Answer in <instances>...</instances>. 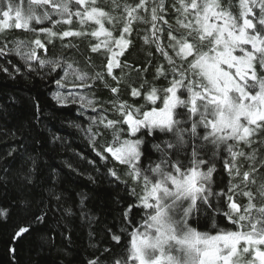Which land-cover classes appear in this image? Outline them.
<instances>
[{"label": "snow or ice", "instance_id": "obj_1", "mask_svg": "<svg viewBox=\"0 0 264 264\" xmlns=\"http://www.w3.org/2000/svg\"><path fill=\"white\" fill-rule=\"evenodd\" d=\"M61 24L68 27L56 31ZM12 27L34 38L5 42L0 57L14 52L41 79L59 75L54 82L67 91L53 99L77 105L96 155L126 169L124 179L108 169L127 197L80 264H264V0H0V31ZM133 34L147 48L144 61L126 59ZM57 39L65 53L47 58ZM70 55L83 56L85 67ZM157 57L163 62L149 80ZM98 84L112 94L106 103L93 91ZM0 120V185L21 193L17 221L0 242L15 258L16 245L41 228L42 248H56L57 235L70 241L75 213L62 205L65 194L33 192L31 129L9 127L6 105ZM218 164L226 173L219 179ZM78 195L91 240L100 221ZM10 216L0 208V217Z\"/></svg>", "mask_w": 264, "mask_h": 264}, {"label": "trees", "instance_id": "obj_2", "mask_svg": "<svg viewBox=\"0 0 264 264\" xmlns=\"http://www.w3.org/2000/svg\"><path fill=\"white\" fill-rule=\"evenodd\" d=\"M67 25H59L56 31L66 30ZM72 27H77L74 23ZM142 27L138 25V28ZM34 36L31 32L24 29H15L14 27L0 31V45L5 42L10 47H15L17 40H31ZM134 46L131 48L126 59L130 61H144L146 46L143 41L133 34ZM80 43L77 38H65L64 43ZM84 45L81 43V49ZM26 51V49H25ZM65 49L61 47L59 39L54 46H49L47 58L63 55ZM45 58L43 50L38 53ZM86 54V53H85ZM69 59L80 61L79 67L84 68V57L69 56ZM20 67V73H14L11 65L7 62ZM162 59L157 57L153 63L151 72L147 78L151 80L155 73V65L162 63ZM99 63V61H97ZM0 65L9 68V74L0 71V105H6L8 111L7 123L9 127L23 125L31 129V134L25 143L28 145L29 152L37 158V168L34 174L36 186L33 192L39 194L42 189L55 188L57 192L65 194V200L62 205L71 208L75 213L69 220L71 233L70 241L57 235L55 238L56 248H42L41 234L43 228L25 236L23 240L16 245L15 258L10 253V245L0 242V264H65L66 259L71 260L72 264H80L82 260L89 258L91 252L90 245L97 240L104 239L100 231L105 222L111 224L118 220L116 209L119 204L124 203L121 197H127L123 184H118L108 175V169L115 167L124 179L123 173L126 171L122 166L109 160L107 163L100 160L93 150V143L85 130L88 126L87 115H80L77 111V105L62 107L53 99L58 91L66 93L67 89H58L55 79L59 75H53L41 79L36 72L29 73L24 61L14 52L6 57H0ZM37 71H41L38 65H34ZM43 72L48 71L45 67ZM120 75L119 70L116 71ZM60 75H63L61 72ZM71 80L72 77L70 76ZM130 80H137L135 73L131 74ZM160 85H165L166 81L161 79ZM114 86V85H113ZM97 93L102 102L112 99V94L98 84L93 90ZM123 94V93H122ZM15 98V102H10ZM142 103V101H140ZM38 105V107H37ZM88 114H91L90 110ZM111 118V117H110ZM0 120V123H3ZM81 127L78 128L76 125ZM108 139L111 133H106ZM104 142L103 138H98L95 146L99 149L100 144ZM4 151L0 147V153ZM218 159L222 160L223 157ZM16 165H13L14 174ZM218 167V179L226 175L223 173L222 166ZM3 174L0 173V180H3ZM87 197L83 210L91 212L93 216L99 218V224H93L92 228L98 235L94 239H89L88 233L91 230L87 221H83L79 215L81 211L80 195ZM21 195L18 187L12 183L0 185V208L8 209L11 216L8 219L0 217V235L6 236L11 225L17 221L18 209L13 206L14 201ZM63 211V208L61 209ZM58 216L60 213L57 214ZM119 230L122 225L116 223Z\"/></svg>", "mask_w": 264, "mask_h": 264}]
</instances>
